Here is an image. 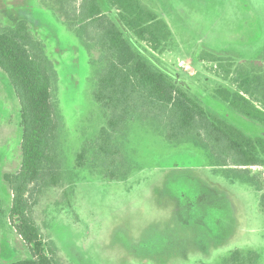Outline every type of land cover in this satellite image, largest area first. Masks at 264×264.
I'll list each match as a JSON object with an SVG mask.
<instances>
[{
  "label": "rangeland",
  "instance_id": "obj_1",
  "mask_svg": "<svg viewBox=\"0 0 264 264\" xmlns=\"http://www.w3.org/2000/svg\"><path fill=\"white\" fill-rule=\"evenodd\" d=\"M143 1L168 22L173 39L161 55L136 39L134 45L208 108L251 136L264 135L263 127L215 97V90L229 83L216 75L215 63L201 59L203 53L236 62L257 59L264 49V0ZM101 2L116 21V10ZM22 20L43 44L53 74L64 181L44 190L33 218L60 264H224L239 250L255 251L257 264H264L262 192L227 178L229 170L218 166L200 139L172 143L163 123L137 118L118 135L131 170L127 179L106 178L93 166L94 156L86 168L78 167V154L85 144L95 145L106 125L92 94L97 43L78 24L64 20L49 0H0V31ZM22 133L20 103L0 70V264L30 257L10 223L11 198L2 180L20 167Z\"/></svg>",
  "mask_w": 264,
  "mask_h": 264
},
{
  "label": "trees",
  "instance_id": "obj_2",
  "mask_svg": "<svg viewBox=\"0 0 264 264\" xmlns=\"http://www.w3.org/2000/svg\"><path fill=\"white\" fill-rule=\"evenodd\" d=\"M49 2L64 20L83 28L99 52L92 94L106 125L95 145L85 144L78 154L79 168H86L89 157L94 156L93 166L97 164L106 178L127 179L131 170L118 145V135L134 119H154L164 124L172 143L200 139L218 166L229 170L227 178L262 192L264 209L262 174L251 175L249 171L254 166L264 167V135L251 136L226 115L208 108L185 90L176 76L154 67L145 49L134 45L136 39L152 53L161 55L167 50L173 32L158 11L143 0H104L117 12L114 21L105 13L101 0ZM201 59L215 63L219 68L216 75L229 83V87L216 89L215 97L229 110L264 128V49L253 61L236 62L209 53H203ZM0 70L7 74L20 103L23 132L20 169L4 176L13 195L9 220L30 252L29 258L11 264H60L33 218L39 197L44 190L63 185L64 172L58 148L60 122L52 101V69L43 44L34 39L27 21L0 31ZM259 259L253 250H239L224 264H257Z\"/></svg>",
  "mask_w": 264,
  "mask_h": 264
},
{
  "label": "crops",
  "instance_id": "obj_3",
  "mask_svg": "<svg viewBox=\"0 0 264 264\" xmlns=\"http://www.w3.org/2000/svg\"><path fill=\"white\" fill-rule=\"evenodd\" d=\"M22 141V140H21ZM21 148V147H20ZM20 166H21V164H20ZM19 169H20V167L16 170V171H14V172H12V173H16V172H18L19 171ZM6 174H10V173H4L3 174V176H2V180L4 181V176L6 175ZM5 182V181H4ZM6 183V182H5ZM8 186V185H7ZM7 193H8V198H11V199H9L10 201H9V207H8V210H9V214H10V209H11V205H12V199H13V195H12V192H11V190L9 189V187H8V189H7ZM9 216V215H8Z\"/></svg>",
  "mask_w": 264,
  "mask_h": 264
},
{
  "label": "built area",
  "instance_id": "obj_4",
  "mask_svg": "<svg viewBox=\"0 0 264 264\" xmlns=\"http://www.w3.org/2000/svg\"><path fill=\"white\" fill-rule=\"evenodd\" d=\"M251 169L258 170L262 174V177L264 180V167L263 166H254V167H251Z\"/></svg>",
  "mask_w": 264,
  "mask_h": 264
}]
</instances>
